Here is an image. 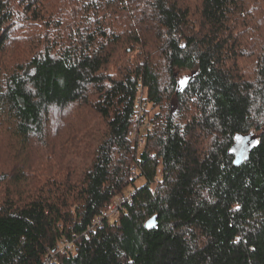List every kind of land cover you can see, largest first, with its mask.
I'll return each instance as SVG.
<instances>
[{
	"label": "trees",
	"instance_id": "16d2710c",
	"mask_svg": "<svg viewBox=\"0 0 264 264\" xmlns=\"http://www.w3.org/2000/svg\"><path fill=\"white\" fill-rule=\"evenodd\" d=\"M0 145V264H264V0H0Z\"/></svg>",
	"mask_w": 264,
	"mask_h": 264
},
{
	"label": "built area",
	"instance_id": "2783aa9c",
	"mask_svg": "<svg viewBox=\"0 0 264 264\" xmlns=\"http://www.w3.org/2000/svg\"><path fill=\"white\" fill-rule=\"evenodd\" d=\"M137 92L133 100V111L131 114V125L128 131V137L130 138L132 144L140 145L143 143L144 139L141 135L146 129L151 127V121L147 116V107L145 103L146 92L145 87L141 82L137 83ZM132 175L137 173V167L135 162H133L131 167ZM135 193V187H132L128 192H123L115 197L108 206L94 219L91 221L87 229L88 232H94L99 226H101L104 220H110L116 218L126 203L132 200V196ZM75 248L74 240L69 237H63L53 248H49L47 253L43 258L44 264H53L58 261L59 255L73 251Z\"/></svg>",
	"mask_w": 264,
	"mask_h": 264
},
{
	"label": "rangeland",
	"instance_id": "374dc122",
	"mask_svg": "<svg viewBox=\"0 0 264 264\" xmlns=\"http://www.w3.org/2000/svg\"><path fill=\"white\" fill-rule=\"evenodd\" d=\"M134 51H136V50H134ZM134 54V52L131 54V55H133ZM187 74H189V71H187V70H183V71H181V72H179V76L178 77H182V76H185V75H187ZM161 75H162V77H163V83L165 82V80H166V78H167V74H166V66H163V69H161ZM168 101V99L163 103L164 105H165V107L163 106L162 107V110H166V111H169V113L170 114H173V113H175L176 111H177V100H176V98H175V96H172L171 95V97H170V99H169V101ZM167 102V103H166ZM158 110V108H155V109H153V112H155V111H157ZM161 110V111H162ZM2 137L5 139V140H7V142H8V144H10V150H13V152H12V154H16L15 152L16 151H18L19 149H20V147H21V145L20 144H15L14 143V139H12L7 133H5V132H2ZM12 141H13V143H14V145L12 144ZM33 142H34V147H33V149L34 150H36L37 151V149H38V146H36V142L33 140ZM243 142H244V136H237L236 137V142H235V144H234V146H233V148H232V150L234 151V152H237L240 148H242V145H243ZM143 144V143H142ZM140 145V146H138V148H140V147H142L143 145ZM246 145H248V144H246ZM37 154V153H36ZM0 155H4V156H6V151H5V148H4V146L2 145H0ZM9 155H11V153H9ZM130 159V161H131V163L133 164V161H132V159L131 158H129ZM14 163H15V161H14ZM15 177H17V174H14V178ZM142 183H144V179L142 178V177H138L137 178V180H136V182H135V184L136 185H140V184H142ZM135 185V186H136ZM132 187L133 186H128V187H126L124 190H123V192H128L129 190H131L132 189ZM118 196V195H117Z\"/></svg>",
	"mask_w": 264,
	"mask_h": 264
},
{
	"label": "water",
	"instance_id": "95a60500",
	"mask_svg": "<svg viewBox=\"0 0 264 264\" xmlns=\"http://www.w3.org/2000/svg\"><path fill=\"white\" fill-rule=\"evenodd\" d=\"M193 75H194V73L191 72L190 74L179 77L176 80L175 92H182L187 87V85H188V83H189V81ZM182 81H183V83H181ZM242 136H244V142H243L242 148H240L237 152H235V156H234V160H233L235 165L241 163L244 154L248 150V146H249L250 142H252L255 139V137L252 134L242 135ZM246 144H248V145H246ZM157 224H158L157 215H154L146 221L145 226L148 228H153V227H156Z\"/></svg>",
	"mask_w": 264,
	"mask_h": 264
},
{
	"label": "snow or ice",
	"instance_id": "6c2138e0",
	"mask_svg": "<svg viewBox=\"0 0 264 264\" xmlns=\"http://www.w3.org/2000/svg\"><path fill=\"white\" fill-rule=\"evenodd\" d=\"M181 83H183V81Z\"/></svg>",
	"mask_w": 264,
	"mask_h": 264
}]
</instances>
